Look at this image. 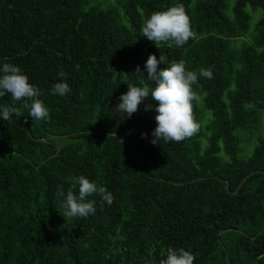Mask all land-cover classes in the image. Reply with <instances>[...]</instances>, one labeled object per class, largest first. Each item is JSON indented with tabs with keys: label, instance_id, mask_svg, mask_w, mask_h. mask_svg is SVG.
<instances>
[{
	"label": "trees",
	"instance_id": "obj_1",
	"mask_svg": "<svg viewBox=\"0 0 264 264\" xmlns=\"http://www.w3.org/2000/svg\"><path fill=\"white\" fill-rule=\"evenodd\" d=\"M116 3L121 14L87 0H0V68L18 65L49 111L34 122L23 100L0 97V108L19 111L0 117V264H160L170 247L190 251L194 264H264V137L238 156L264 108V0H234L230 16L226 0ZM177 4L195 39L159 48L141 36L146 18ZM248 4L262 13L252 42L236 46ZM151 54L165 56L159 68L183 60L186 71L213 72L193 85L200 130L191 138L151 142L150 96L131 117L115 111L128 84L142 86L137 67L155 87L146 77ZM62 80L71 92L53 94ZM81 175L113 202L101 207L93 194L94 215L66 220L70 178Z\"/></svg>",
	"mask_w": 264,
	"mask_h": 264
},
{
	"label": "clouds",
	"instance_id": "obj_2",
	"mask_svg": "<svg viewBox=\"0 0 264 264\" xmlns=\"http://www.w3.org/2000/svg\"><path fill=\"white\" fill-rule=\"evenodd\" d=\"M141 36L155 43L161 48L166 43L171 48L185 45L189 39H195L191 22L182 4H177L163 11L153 12L150 17L143 21ZM163 54L159 59L151 54L145 64L147 80L155 82V87H150L145 82L143 71L137 67L135 74L138 75L142 86L128 84V91L120 96V103L115 111L123 116L131 117L138 111L142 101L151 97L157 102L155 120L157 127L153 132L152 143L157 142H181L191 138L200 130L199 123L193 116V101L199 103L200 96L193 90V85L198 83V75L211 79L213 72L210 68H200L199 71H186L183 60L173 61L170 66L159 68L161 62L165 63ZM0 97L6 93L11 94L13 101H24L23 106L29 108V116L34 122H39L49 117V111L45 104L38 97L40 90L29 82V77L18 65L4 63L0 68ZM59 75L66 74L60 71ZM53 94L61 96L70 93L69 84L62 80L53 85ZM153 105L148 104L145 110L152 109ZM19 115L16 107L3 106L0 108V117L5 121L11 119L12 114ZM146 136L147 134H142ZM72 179V186L68 189L66 198L63 200V207L66 211L62 214L68 218H87L97 211L96 201L88 199L93 194L101 197V207L104 202L111 205L113 195L105 186L98 185L89 178L81 175ZM79 186L78 196L73 189ZM63 188L56 192L57 199L64 197ZM195 256L184 248H168L167 258L160 261V264H194Z\"/></svg>",
	"mask_w": 264,
	"mask_h": 264
},
{
	"label": "rangeland",
	"instance_id": "obj_3",
	"mask_svg": "<svg viewBox=\"0 0 264 264\" xmlns=\"http://www.w3.org/2000/svg\"><path fill=\"white\" fill-rule=\"evenodd\" d=\"M234 0H226V8L225 13L226 15L230 16L232 11V4ZM88 4L90 5H96L101 8H116V10L119 11L121 14V10L117 8L116 0H87ZM245 10L250 15L249 21H248V30L246 34L238 39L236 42L232 41V44L237 46L240 42L239 40H246V42L251 43L254 33V28L256 25L257 20L261 16L262 10L259 7L253 8L251 5H246ZM225 98V95H224ZM208 114H210V111H206ZM264 137V108L260 109L258 111V121L256 128L250 132H248V138L240 142L239 144V152L238 156L240 158H247L251 155L254 146L258 143L259 138Z\"/></svg>",
	"mask_w": 264,
	"mask_h": 264
},
{
	"label": "water",
	"instance_id": "obj_4",
	"mask_svg": "<svg viewBox=\"0 0 264 264\" xmlns=\"http://www.w3.org/2000/svg\"><path fill=\"white\" fill-rule=\"evenodd\" d=\"M134 130H135V137H134V141H135L136 140V136H137V129L136 128L132 127L129 131H127V134L128 135L131 134ZM63 136H66V135H63ZM58 151H59V147L57 148V151L55 152L54 155H56L58 153ZM242 181H244V180H242ZM241 183L238 185V187L241 185ZM227 230H229V229H222V230L219 231V234H221V233H223V232H225ZM235 230H238V229H235Z\"/></svg>",
	"mask_w": 264,
	"mask_h": 264
}]
</instances>
